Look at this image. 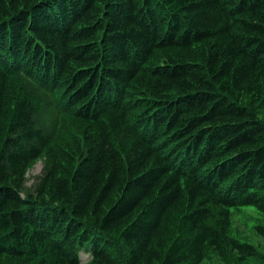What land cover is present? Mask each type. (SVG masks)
<instances>
[{
	"label": "trees",
	"instance_id": "obj_1",
	"mask_svg": "<svg viewBox=\"0 0 264 264\" xmlns=\"http://www.w3.org/2000/svg\"><path fill=\"white\" fill-rule=\"evenodd\" d=\"M263 107L264 0H0V264L256 257Z\"/></svg>",
	"mask_w": 264,
	"mask_h": 264
},
{
	"label": "rangeland",
	"instance_id": "obj_2",
	"mask_svg": "<svg viewBox=\"0 0 264 264\" xmlns=\"http://www.w3.org/2000/svg\"><path fill=\"white\" fill-rule=\"evenodd\" d=\"M258 118L264 123V107L258 110ZM44 157L37 159L28 169L26 177L28 184L34 182L35 177L41 173ZM256 226H264V215L252 207H242L230 210V235L242 242L254 246L258 255L244 261H239L237 255L232 253L226 257H219L209 252L201 264H264V237L255 231ZM82 259L86 256L82 254Z\"/></svg>",
	"mask_w": 264,
	"mask_h": 264
},
{
	"label": "bare ground",
	"instance_id": "obj_3",
	"mask_svg": "<svg viewBox=\"0 0 264 264\" xmlns=\"http://www.w3.org/2000/svg\"><path fill=\"white\" fill-rule=\"evenodd\" d=\"M158 29V28H157ZM45 44V43H44ZM50 44V43H49ZM28 56V55H27ZM18 66V65H17ZM47 67V66H46ZM65 90V89H64ZM118 92V91H117ZM153 94V93H152ZM158 95V94H157ZM156 95V96H157ZM93 100V99H92ZM153 101V100H152ZM165 103V102H164ZM155 109V108H154ZM90 110V109H89ZM147 116V115H146ZM195 121V120H194ZM183 124V123H182ZM180 128V127H179ZM169 130H170V128H169ZM175 134V133H174ZM175 138V137H174ZM157 140V139H156ZM149 146V145H148ZM88 247V246H87ZM86 251V250H85Z\"/></svg>",
	"mask_w": 264,
	"mask_h": 264
}]
</instances>
